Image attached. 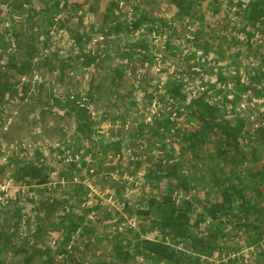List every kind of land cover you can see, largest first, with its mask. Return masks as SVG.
<instances>
[{
	"label": "rangeland",
	"instance_id": "rangeland-1",
	"mask_svg": "<svg viewBox=\"0 0 264 264\" xmlns=\"http://www.w3.org/2000/svg\"><path fill=\"white\" fill-rule=\"evenodd\" d=\"M55 1L0 0V73H4L0 82V194L5 201L0 200V225L12 234V242L36 235L40 246L56 245L58 236L51 224L63 215V206L51 211L47 208L68 191L72 170V180L87 188L81 212L90 210L86 218L89 229L74 236L77 246L72 250L77 259L73 264H94L98 259L106 264H143L144 259L135 255L122 262L113 252L117 243L113 235L114 230L125 232L131 226L141 229L145 225L135 209L141 199L150 194L158 197L166 189L164 183L148 179L162 156L180 164L188 176L191 189L183 188L178 199L195 202L190 222L195 232L207 233L213 219L209 216L196 226L199 214L205 213L204 206L221 201L222 191L233 185L244 188L254 207L248 216L241 208L242 201L234 196L233 208L220 218L225 222L224 235L217 240L213 255L202 256L203 264H222L229 258L238 259L239 264H264L257 242H250L255 238L260 239L259 246L264 243V143L255 150L243 146L246 158L234 150L231 156H220L217 142L221 138L211 134L194 154L189 141L192 131L201 128L197 118L177 114L172 119L175 107L187 113L183 106L201 92L203 82L210 78L216 81L217 72L234 70L238 60L248 67L247 56L253 49L264 50L259 38L264 31H255L253 46L248 47L245 33L233 30L231 24L236 18L239 25L242 21V16H237L236 0H201L185 11L173 0H120L119 7L121 1L124 3L121 11L113 10L106 22L103 15L109 14L112 0H62L54 15L59 19L58 30L52 36L49 16ZM14 3H24L21 11H15ZM144 14L147 22L137 30L123 26L120 31H107L117 22H127L130 27ZM100 36L104 37L106 57L92 65L86 48L93 37ZM100 42L98 39L96 44ZM207 42L210 54L203 56L200 50ZM190 50L198 56L196 69L207 66L206 78L192 80L180 74L189 99L169 104L167 82L175 79L179 67L186 70L188 62L181 51ZM141 68L146 72L138 82ZM36 74L39 80H35ZM162 81L161 88L158 84ZM240 86H224L229 90L227 104L232 107V96L240 93L235 101L237 110H245L251 120L258 121L264 96L259 98L248 86ZM92 88L96 118L89 119L95 123L94 132L77 138L75 115L65 105L56 106L53 96L65 104L70 92L87 93ZM220 94L217 99L222 98ZM163 115H170L175 122L171 128L158 125ZM162 137L167 143L164 149L160 148ZM118 141L122 142L120 149ZM36 150L42 153L40 165L49 181L37 184L36 178L33 184H26L25 179L16 180L20 161L33 160ZM96 204L100 207L95 208ZM38 215L47 218L45 224L39 223ZM144 235L154 238L159 234L150 229ZM55 259L56 264H65L63 255ZM0 260V264H26L24 254H13L8 247H3ZM38 262V257L29 260V264Z\"/></svg>",
	"mask_w": 264,
	"mask_h": 264
},
{
	"label": "trees",
	"instance_id": "trees-1",
	"mask_svg": "<svg viewBox=\"0 0 264 264\" xmlns=\"http://www.w3.org/2000/svg\"><path fill=\"white\" fill-rule=\"evenodd\" d=\"M119 1L112 0L108 7L109 14H104L102 21L106 22V17L113 13V10L115 12L121 11ZM61 2L62 0H56L54 2V6L51 9L53 14L49 16V28L54 20L55 12L62 5ZM173 2L178 5L180 10L185 11L199 5L201 0H173ZM236 2L239 7L237 16L241 15L242 21L241 25H239L238 18H236L231 24L233 25V30L245 33L247 37L246 43L251 48L253 46L252 39L255 31H264V0H236ZM23 6L24 3L13 4V8L17 12L21 11L19 9ZM147 19L145 14L136 18L132 22L133 25L132 27L130 26L131 28L127 22L126 25L117 22L113 26H110L108 28L110 30L107 31H120L123 26H126L128 30H137L144 25V21L147 22ZM140 41L143 40L140 39ZM134 46H137V43ZM210 49V43L207 42L205 47L200 51L203 56H208ZM238 53L240 54L239 56L244 58V53ZM181 55L188 62L186 72L179 67L175 79L170 78L166 86L169 90L167 93L169 97L180 103H184L189 98L178 76L185 74L188 79L196 80L197 78V80H201L206 78L208 71L206 65L200 69H196L198 66V56L196 57L191 50L187 53L181 51ZM203 56L202 58L204 59ZM163 58L165 60V56ZM247 58L249 59L248 67L244 68L241 65L243 61L238 60L234 70L229 71V68L226 72H217L218 79L216 81H212L210 78L209 82H203L201 92L193 96L183 106L187 110L186 114L182 109L175 107L179 116L183 117L192 114L197 118L201 126V128L193 130L190 134L192 135V139L189 141V147L194 154H196V149L203 146V142L211 134H215L221 138L217 142V151L220 156H231V150H234V152H239V154H243V158H246L247 156L245 150H243V146L255 150L264 143V110H259L261 112L258 121L257 119L256 121L251 120V117H248L245 110L238 111L235 101L238 100L237 98L240 96V93H237L236 97L235 95L232 96V107L227 104L230 100L226 97L229 90L225 91L224 86L231 85L238 89L241 87L240 85H246L245 87L248 86L252 94L257 95L259 98L264 96V50L261 48L253 49L252 55L247 56ZM88 60L89 63L90 59ZM212 62L215 63L217 60L212 59ZM3 74L0 73V82H2L1 78ZM186 77L184 79H187ZM187 84L188 82L185 83V85ZM11 86L9 85L8 88H11ZM4 87H7V85H4ZM11 90L15 91V87L11 88ZM93 92L94 89L92 88L88 94L93 97ZM218 93H221L220 96L222 98L217 99ZM53 99L56 106L64 108L65 105L75 115L78 121L76 129L77 138L93 134L95 123L89 119L90 117L86 110L80 108L69 97L65 104L62 103L63 100L61 98L53 96ZM174 123L170 115H163L159 118L158 125L162 129H167L171 128ZM159 134L161 135L162 133ZM160 142L161 144L158 142L155 145L160 144L161 149L166 148L167 143L163 140V137ZM121 146V141L116 142L117 149H120ZM37 154H40L38 150H36L33 160L20 161L17 173L19 176L16 177V180L22 179L23 181L25 179L26 184H33V180L36 178H39L36 182L37 184H46L49 181V175L43 172V166L40 165L43 161L42 153L38 157ZM69 173L70 182L68 184V191L60 199L55 198L52 200L47 208L51 211L58 209L60 204L63 206V215L59 220L51 224V230H56L58 236L56 245L48 246L46 244L42 247L36 240V235L31 238H24L20 243H13L12 234L4 228H1L0 225V252L3 250V247H8L9 251L13 254H24L26 264H29V260L34 257L39 258L38 264H56L55 258L57 255L64 256L65 264H73V261H76L77 255L72 250V248L77 246L74 236L80 231L84 233L89 229V223L86 218L90 210L81 212L82 203L87 195V188L85 185L77 184L72 180L74 171L70 170ZM148 179L156 180L157 183H164L166 189L163 192H159L158 197L156 194H150L147 198L141 199L140 206L135 209V212L143 216L146 222L141 229L131 226L125 232L114 230L115 234L113 236L117 243L113 247V252L122 262L129 256L135 255L136 257H142L149 264H203L202 256L213 255L217 240L220 235H224L225 222L220 220V218L222 213L225 214L233 208L232 202L234 201V196H238L242 201L241 208L248 216L251 215V210L254 209L251 205L249 195L244 188L233 185L231 189L222 191L223 199L221 201L212 203L210 206H204L205 213L199 214L200 219L196 221V226H199V222L205 221L209 216L213 219V223L207 228V233L195 232L194 227L192 228L190 224L192 213L195 211V202L191 198L185 197L179 200L175 196L176 192H178L179 196V192L183 188L185 190L191 189L188 176L183 172L180 164L165 160L161 156L159 164L148 173ZM261 182L264 183V180H261ZM157 186L160 185L157 184ZM126 206L129 207V204L127 203ZM97 207L99 208L100 205L96 204L95 208ZM130 209L132 210V208ZM38 219L40 220L39 223L43 225L46 223L47 218L38 215ZM241 224L247 227L250 226L249 223ZM150 229L156 230L159 235L154 238L145 236L144 234ZM259 240L252 238L250 242H254V244L257 242L259 244ZM69 245H71V248H69ZM179 245H183L184 249L178 248ZM132 250H136L137 252L134 253ZM257 250L259 255H264V250L260 246H258ZM228 260L225 262L222 261L221 263L239 264L238 259ZM145 262L143 264H148ZM94 264L106 263L104 260L98 259L94 260Z\"/></svg>",
	"mask_w": 264,
	"mask_h": 264
},
{
	"label": "built area",
	"instance_id": "built-area-1",
	"mask_svg": "<svg viewBox=\"0 0 264 264\" xmlns=\"http://www.w3.org/2000/svg\"><path fill=\"white\" fill-rule=\"evenodd\" d=\"M123 4L122 1H121V4H120V7H123ZM131 12V10H129ZM58 18L57 17H54V20L52 22V25L50 27V34L52 36L55 35V33L57 32L58 30ZM8 23V22H7ZM132 27V26H131ZM259 33L256 34L257 37ZM114 36V35H113ZM260 38V43L261 44H264V35L262 37H259ZM98 39L102 40V42H100L99 44H96V41H98ZM104 37L103 36H100L99 38H92L89 42V44L87 45V48H86V51L87 53L89 54V56H91L92 58V65H94V62H101L102 60H104V58L106 57V51H105V43L103 41ZM254 41V38L252 39V42ZM160 60H161V56L159 58V63H160ZM145 67H149L148 64H145ZM154 68L156 69V71H159V68H157L156 66H154ZM142 69V74H138V82H140V78L143 77V75L145 74L146 72V69L145 68H141ZM162 68L160 67V70ZM71 74H74V71L71 72ZM26 77L24 76L23 77V80H25ZM39 76L38 74H36L35 76V80H39ZM158 83V81L156 82ZM163 84H164V81L160 82L158 85L162 88L163 87ZM203 88V87H202ZM69 97L70 100H73L76 102V104L86 110V112L88 113L89 116H91L92 118H96V113L94 111V105H93V102H92V97L87 93H80V94H75L73 91L70 92L67 96V98ZM169 98V104L172 103L173 99L171 97H168ZM255 101H258L256 98H254ZM169 110H171L169 108V106L167 107ZM264 110V108L262 109ZM156 110L154 109L153 112H155ZM161 114V112H159V115ZM176 115H177V112L176 111H173V114H172V119H176ZM106 117V116H105ZM151 120V118H149ZM175 196L178 198V192L175 193ZM0 200H2L3 202L4 201V195L3 194H0ZM258 246L259 244H257V249H258ZM263 249H264V243H261V246ZM69 248H71V245H69ZM261 248V249H262ZM254 250V248H252ZM249 258V255H247L245 257V259H248Z\"/></svg>",
	"mask_w": 264,
	"mask_h": 264
}]
</instances>
